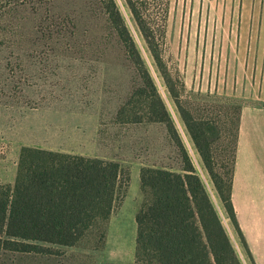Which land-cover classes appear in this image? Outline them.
Segmentation results:
<instances>
[{
	"label": "rangeland",
	"instance_id": "obj_1",
	"mask_svg": "<svg viewBox=\"0 0 264 264\" xmlns=\"http://www.w3.org/2000/svg\"><path fill=\"white\" fill-rule=\"evenodd\" d=\"M116 3L240 261L247 263L151 54L123 1ZM241 5L240 0L167 1L163 60L172 76L182 82L183 97L203 104L204 98L197 95L209 94L215 112L220 106L232 107L229 100L237 101L240 95L250 104L261 101L249 98L258 83L232 81L228 66L219 64L217 56L225 51L230 60L232 54L227 46L217 50L227 41L226 22L218 24L224 21L220 13H241ZM91 8L92 0H56L46 11L24 8L0 13V184L14 182L23 146L117 161L127 170V178L115 198L103 237L102 229H94L74 246H52L53 254L0 249V264L133 263L135 214L143 198L141 167L180 171L182 166L163 124L115 120L118 107L139 79L123 46L108 30L103 13ZM223 115L215 113L218 139L212 160L216 170H221V159L228 155L234 135L233 124L223 121Z\"/></svg>",
	"mask_w": 264,
	"mask_h": 264
},
{
	"label": "trees",
	"instance_id": "obj_2",
	"mask_svg": "<svg viewBox=\"0 0 264 264\" xmlns=\"http://www.w3.org/2000/svg\"><path fill=\"white\" fill-rule=\"evenodd\" d=\"M55 1L0 0V13L24 8L46 11ZM122 1L247 252L230 199L243 104L240 99H232V107L220 106L215 112V104L212 109L208 101L209 94L197 95L204 98L203 104L183 97L182 82L172 76L162 57L168 0ZM91 9L103 13L108 30L123 46L139 79L138 86L118 107L115 120L124 124H163L182 161L180 171L146 166L140 169L143 198L135 214V261L131 264H242L116 0H92ZM215 113L224 114L222 120L234 126L230 151L221 159V170L214 168L212 160L213 145L218 139ZM126 178L127 170L117 161L23 146L14 182L0 184V249L53 254L52 246H74L94 229H102L103 237V228Z\"/></svg>",
	"mask_w": 264,
	"mask_h": 264
},
{
	"label": "crops",
	"instance_id": "obj_3",
	"mask_svg": "<svg viewBox=\"0 0 264 264\" xmlns=\"http://www.w3.org/2000/svg\"><path fill=\"white\" fill-rule=\"evenodd\" d=\"M240 1L241 13L219 16L224 21L218 24L227 25V41L217 50L227 46L232 51L231 59L225 51L217 56L219 64L228 66L232 81L258 83L249 98L261 101L250 104L245 95H240L243 106L230 199L247 250V263L242 264H264V0Z\"/></svg>",
	"mask_w": 264,
	"mask_h": 264
}]
</instances>
